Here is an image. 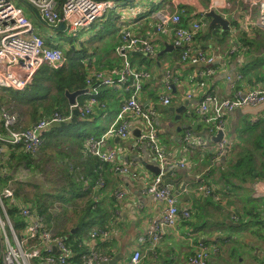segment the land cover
<instances>
[{
  "label": "crops",
  "instance_id": "obj_1",
  "mask_svg": "<svg viewBox=\"0 0 264 264\" xmlns=\"http://www.w3.org/2000/svg\"><path fill=\"white\" fill-rule=\"evenodd\" d=\"M137 1L135 6L122 5L116 10L115 17L118 28L116 34L108 32L99 35V31H96L87 32L83 36V39L79 41L83 44L81 48L89 52L87 59L83 60L85 61L84 65L88 74L98 71L109 72L112 70L113 72L115 70L120 62V58L115 53V47L119 42L120 27H132L136 35L142 39L150 40L155 45L154 53L146 55V57L139 52L132 53L131 59L137 66L151 74L150 78L144 80L140 99L146 107H154L158 112L159 139L166 149V161L171 164V169H174L173 174L168 179L178 182L171 187L174 192L180 191V194L177 195L178 207L191 209L194 198L200 195L199 188L203 184L201 176L207 180L206 175L211 171L205 172L212 163L217 143L211 140V136L214 135L209 134L210 139L207 138L204 144L193 146L192 143L184 142V135L189 130L195 136H205V131L202 132L201 127H199L202 126V123L198 118V109L206 91L231 97L238 89L250 91L256 88H264V37L259 40L261 45L256 43L258 41L256 36L259 37L258 29L248 18L250 0H222L221 2L220 0ZM152 2H156L160 8L166 7L171 12H179L181 16L183 15L182 24L184 25H189L193 20L206 17L205 13L210 10L220 12L228 20L227 29L216 24L213 29L209 28L199 32L192 44L198 50L215 56L214 74L204 78L206 80L205 86L200 85L203 80L200 77V71L205 66H195L181 60L182 49L174 46L173 33L171 31L168 33L157 31L154 21L149 18L150 15L137 18L149 10L147 6ZM208 19L210 22V18ZM131 20L136 21L128 24ZM92 38L94 40L86 44ZM234 46L238 47L235 51H233ZM244 66H251L246 74L242 71ZM237 74H241L242 78L232 80ZM168 75H171L172 83L175 85L171 89L167 87ZM107 91L109 92L103 93L101 102L98 100L99 104L92 111L94 123L91 125L90 134L96 137L107 132L117 118L120 105L119 100H116L115 97L122 96L120 103H123L124 99L128 97V92L120 88ZM88 94L90 95V92L83 94L82 105L86 104L90 98L87 96ZM165 95L170 97V104L168 105L161 100L162 96ZM186 100L189 102L188 105H185ZM105 102L113 109L110 114H103ZM184 105L186 107L181 112V118L174 119L177 113L170 111L168 107ZM194 114L197 115L196 118L193 117ZM224 118L229 142L226 154L219 163L215 164L216 170H219L220 167L224 168L230 161L235 160L245 148L250 147V145H245L241 149L247 136L246 133L242 132V129L247 126L246 123L248 122L257 123L260 120L264 122V109L252 106L238 108L226 112ZM261 126L259 125L257 132L261 133L264 128ZM129 128L130 137L127 139L120 138L118 135L107 138L104 148L115 150L118 153V158L115 162L101 163L94 168V172L98 170L100 175L104 177L106 185L103 189H98L95 185L92 187L93 191L98 194L100 203L114 212V224L109 228L107 237L100 236L89 240L91 248L99 252H103L101 250L104 248V251H108L105 253L111 259L119 256L116 264H126L133 252L142 247L139 237L153 234L154 224L161 217L165 208L164 202L155 200L145 192V181L151 180L155 176V173L147 165H158L156 154L146 143L135 144L138 135L145 130V127L139 118L132 117L129 121ZM58 147L61 148L58 150L60 156L57 160L78 165L80 171L77 170L78 173L89 175L90 162L94 159L93 157L87 158L89 153L83 152V148L79 149V146L73 142L55 148ZM4 149L8 151L7 146H4ZM233 152H237L234 157H232ZM262 161H264V157H262ZM122 165L128 166L130 171H138L139 176L134 177L130 173H123L116 169L117 166ZM218 176L219 173L215 172L212 185L215 186L219 196L211 198L214 202H219L224 208L225 216L229 215L227 225L223 227L212 225L210 220L207 223L206 221L200 223V229L195 231L189 223L193 217L188 220H181L176 229L165 230L159 241L156 255L151 252L146 253L141 264H188V258L193 253L190 244L184 239L188 233L206 245L218 248V251L212 254L210 264L219 263L227 254L231 260L232 257L236 259L242 257L240 261H243L247 255L249 257L247 259H250L253 264H264V244L262 243L264 238H260L251 232L256 226L253 224L241 225L236 222L235 216L231 214L235 211V207L248 206L249 200H264L263 197L255 195V187L263 190L264 181L256 179L258 181L250 182L245 189L235 187L230 192L224 188L223 182L216 181ZM183 183H187V186L182 190ZM117 191H122L124 196L118 199L115 194ZM234 203H236L235 206ZM255 204L263 207L264 212V204ZM209 209L211 211L206 213L211 216L213 212L217 213L212 205ZM95 228L96 226L89 228L87 234L89 235ZM103 241L109 242V246L102 245V248L100 244ZM254 251H260L263 255L259 256L253 253L254 257H251Z\"/></svg>",
  "mask_w": 264,
  "mask_h": 264
},
{
  "label": "built area",
  "instance_id": "obj_2",
  "mask_svg": "<svg viewBox=\"0 0 264 264\" xmlns=\"http://www.w3.org/2000/svg\"><path fill=\"white\" fill-rule=\"evenodd\" d=\"M39 14L41 19L50 26H58L61 22L65 29L70 32L86 29L93 20L104 15L109 9H114L117 2L114 0H25ZM222 0H220L221 2ZM155 23L159 32L173 33L174 46L181 48V60L193 64H205L200 71L203 80L201 86L206 85L204 78L214 74L215 56L208 55L203 50H198L192 44L196 35L210 28L209 19L199 18L193 20L189 25L182 24V16L179 12H171L166 7L152 12L149 16ZM249 21L257 28L264 30V0H250ZM238 47L234 46L233 51ZM137 51L143 55L154 53L155 45L148 39H142L133 31L132 27H121L119 42L115 47V53L120 58V66L116 71L117 76L105 75L96 72L87 77V85L91 87L92 95L98 94V88L93 87L95 80L100 84L120 88L128 92L114 124L110 129L99 137L88 136L85 140L87 151L97 156L103 162H115L118 153L112 149L104 148L109 136L118 135L127 139L130 133L129 121L132 117L139 118L145 130L138 136L136 143H146L156 154L161 174L171 169V164L166 161V149L159 139L156 125L157 110L154 107H146L140 99L144 80L151 74L138 67L131 59L132 52ZM64 52L61 48L50 46L43 36L38 34L33 24L23 10L16 6L11 0H0V87L15 90H23L32 81L35 73L44 64L52 67H60L65 63ZM167 87L171 89V75H168ZM237 74L232 80L241 79ZM191 94L189 95V97ZM166 105L170 104V97L165 95L161 98ZM96 96L88 99L84 105H70L77 109L82 116L91 113L98 105ZM252 106L264 109V88H256L250 91L236 90L233 96L226 97L206 91L199 104L198 118L202 124H206L205 136H195L191 131L184 135V142L192 143L193 146L204 144L210 135L217 133L219 129L224 131V136L216 144L211 165L205 172L211 170L212 166L219 163L226 154L229 142L226 130L225 114L228 111ZM73 114L63 116L56 112L48 119L40 120L27 129L16 128L20 116L15 112L2 109V126L4 132H0V140L10 144L23 146L25 150L34 154L40 150L43 143L42 134L54 124H60L70 120ZM210 134V135H209ZM3 150V149H1ZM183 165V164H182ZM117 170L130 173L134 177L139 176L138 171H130L126 165L117 166ZM161 174L155 175L151 180L145 181V192L155 200L164 202L165 208L161 217L154 224L153 234L141 235L139 242L141 248L136 249L126 264H141L146 253L156 255L160 239L166 229H176L181 220L191 217L190 208L178 207V198L174 190ZM199 178V177H198ZM254 188V186H253ZM199 194L217 198L212 185L202 184ZM255 195L264 198V189L255 187ZM116 196L122 198V191H117ZM18 206L24 218V225L16 228L9 216L8 208L11 204ZM92 237L108 236L109 232L96 228L92 230ZM190 247L192 255L188 258V264H210L211 256L218 248L210 247L198 240L192 234L184 236ZM87 251L82 254L83 264H102L111 259L107 254L91 248V243L84 240ZM54 248L59 252H55ZM74 255L63 236L58 234L54 228H50L43 215L30 206L19 203L15 196V186L9 182L0 188V264H35L39 259L42 264H70L69 260Z\"/></svg>",
  "mask_w": 264,
  "mask_h": 264
},
{
  "label": "trees",
  "instance_id": "obj_3",
  "mask_svg": "<svg viewBox=\"0 0 264 264\" xmlns=\"http://www.w3.org/2000/svg\"><path fill=\"white\" fill-rule=\"evenodd\" d=\"M152 12L153 11H151V13ZM149 15L137 16V18L143 16L148 17ZM203 18L206 17L204 16ZM210 28L213 29L215 26H211ZM120 30L121 27L119 32ZM46 43L49 44L48 41H46ZM55 47L61 48V45ZM78 49L81 50L80 48L71 46L68 50L63 51L64 56L67 60H70L72 59L71 53L78 51ZM82 50L85 49L82 48ZM67 60L60 67H52L48 64L41 66L35 73L32 81L23 90L0 87L1 104L15 103V105L27 108V110L21 114L23 118L20 117L21 119L16 126L17 129H27L40 120L50 118L56 112L63 116L73 114L74 109L70 107L65 94L66 90L75 91L78 89H84L88 86L86 82L87 77L94 73L88 74L87 68L84 65L85 61H77V64L69 66ZM119 66L120 62L117 64L113 72L111 70L109 72L102 71L101 73L110 75V72H112V75L110 76L116 77V71H118L117 69ZM249 67L251 66L242 67L244 74L249 71ZM93 87L98 88V94L92 95L93 93L90 92V95L88 94L87 96H96L99 101L101 100L103 93L109 92L107 90L114 91V89H116V87L113 86L109 87L100 84L99 79L95 80V85ZM82 97L83 95L78 98L79 105L83 104ZM120 97L115 98L116 100H119L118 103L121 109L122 103H120V100L122 98ZM104 105L105 110L103 111V114H110L113 109H111L107 102H105ZM194 116L195 118L197 117L196 114H194L193 117ZM72 117L70 120L63 122L64 124L60 123V126L53 125L50 129L45 130L42 134L43 143L40 149L46 151L51 147H57L68 142H73L79 146V149L83 148V152L86 151L89 153L85 146V140L88 136L92 135L90 134V130L92 123H94V114L91 112L88 115L82 116L81 113L78 112V117L75 121H73ZM246 125L247 126L242 129V132L247 134L244 144L250 145V147L245 148L235 160L230 161V163L224 166V168L220 167L219 170H216L215 168L217 166H212L213 168H211V171L209 170L210 172L206 175V177H208L207 180L204 179V176H201L203 185H212V178L215 176V172L219 173L216 181L223 182L224 188L228 189L230 192L235 187L245 189L250 182L254 183L260 179L264 181V161L260 162L261 158L264 157V128L261 130V133L257 132L259 125L264 126V122L263 120H260L257 123L248 122ZM199 127H201L202 132L207 129L206 124H202V126ZM1 128L0 132H4V127L2 126ZM129 137L130 133L128 135V138ZM4 146L8 147V151L4 149ZM0 151V166L2 167H0V188L6 186L10 182V179L14 177L13 170L10 171V169H16L17 166L31 168L39 165V161L35 154L32 151L25 150L23 146L10 144L4 140H0ZM88 155L87 158H94L90 162L91 170L89 175L87 176L78 173V165L67 163L63 168H59L61 171L58 172V182L54 181L52 185L49 184V188H53L56 192H51L39 185L33 186L34 191L32 193L26 191L25 187L21 186V183L17 188L15 187V196L20 204L30 206L33 209L35 208L40 215L45 217L50 228L56 226L59 229L57 231L58 234L65 238L67 245L74 253L69 260L70 264H83L81 256L87 251L86 246L84 245V240L89 241L90 239L92 240L100 237H92L90 235L91 233L88 235L87 231L89 228L96 226V230L101 229L109 232V228L114 224V212L100 203L99 198L97 197L98 194L92 189L94 185L98 189H103L106 185L104 177L100 175L98 170L94 172V168L98 167L101 163L109 162H103L91 153ZM6 165L9 168H5ZM64 168L65 170H63ZM212 186L218 197L219 194L216 192L215 186ZM211 197L212 196L206 197L203 194H200L199 197L194 198L192 202L190 210L192 212L191 217H193V220L189 223L195 231L200 229V223H204L205 221L207 223L210 220L212 225H219L221 227L227 225L229 215L225 216L224 208L219 202H214L212 199L213 197ZM55 200H59L63 203L65 209L69 206L71 207L73 214L70 216L69 220L75 221L71 227L69 226L68 228H65V226L60 223V216L58 217V213L53 210ZM257 201H255V199L249 200L250 204L248 206L242 208L235 207L233 213L236 222L247 226L253 224L256 228L252 229L251 232L260 238H264L263 207L255 204H264V200ZM211 205L217 211V213L213 212L212 216L206 213L211 211L209 209ZM228 205L232 206L231 204ZM8 213L17 229L20 228L22 224L24 225V218L17 205L12 203L8 208ZM74 228H76V230L72 232ZM195 231L193 232L196 233ZM100 245L107 247L109 246V242L103 241ZM101 251H103L101 252L103 254H106L105 252L108 253V251H104V248ZM35 264H42V262L39 259H36Z\"/></svg>",
  "mask_w": 264,
  "mask_h": 264
},
{
  "label": "rangeland",
  "instance_id": "obj_4",
  "mask_svg": "<svg viewBox=\"0 0 264 264\" xmlns=\"http://www.w3.org/2000/svg\"><path fill=\"white\" fill-rule=\"evenodd\" d=\"M16 6L20 7L23 12L27 15V17L30 19L31 23L34 26L35 31L43 36L46 41L49 42L50 46H59L61 45V48L63 51L68 50L71 46H75L77 48H80L81 50L75 51L71 53L72 59L67 60V64L70 66L77 64V61L80 62L89 56V52L87 50H82L81 47H83V44H81L79 41L83 39V36L87 32H96L99 31V35L110 32L111 34H116L118 31L117 28V22L115 17L116 10L121 7L122 5H132L135 6L137 4V0H131L129 2H121L116 3L117 6L114 9H109L106 15H102L101 17L96 18L92 21L89 28L81 29L76 32H70L67 29L59 31L53 28V26H48L42 19L39 18L37 13L34 11L32 6L26 2L25 0H11ZM195 0H189V2H193ZM146 12H144V15H149L151 11L155 12L158 11L160 8L159 5L156 2H152L149 6H147ZM136 20H131L128 24H132ZM258 29L259 37L256 36V43L260 44L259 40L264 37V30ZM94 39H90L86 42L88 44L89 42H92ZM261 45V44H260ZM257 48L256 46H254ZM253 47V48H254ZM66 58V57H65ZM65 60V62H66ZM6 103V102H5ZM6 109L10 112H15L21 116L22 113H24L25 110H27L26 107L15 105V103L11 104H1L0 103V131L2 127V109ZM158 113V112H157ZM20 118V119H21ZM159 116H157L158 121ZM174 119H176V115L174 116ZM157 125V122H156ZM158 128V125H157ZM159 131V128H158ZM246 144L242 146L241 149L244 148ZM51 147L44 151L43 149H40L37 153H35V156L37 157L38 166L37 167H25V166H17L16 169H10L14 173V177L10 179L11 184H13L16 188L21 183V186H24L26 191L33 192L34 191V185L42 186L46 189H48L51 192H56L53 188H49V184L52 185L54 181L58 182V172L61 170L59 168H63L67 163L61 162L57 160V158L60 156V153L58 150L61 147L55 148ZM240 149V147H239ZM240 149V150H241ZM1 152V151H0ZM5 152V151H2ZM238 152V151H237ZM237 152L232 153V157L236 155ZM262 161V158L260 162ZM1 167V166H0ZM2 168V167H1ZM5 168H9L7 165ZM65 170V168L63 169ZM60 185V183H59ZM228 204V203H227ZM234 206L236 203L233 204ZM53 210L58 213V217L60 216V223L65 226V228L71 227L75 221L69 220L70 216L73 214L71 207L69 206L67 209H65L64 204L61 203L59 200H55ZM234 215V213H231ZM230 214V216H231ZM54 229L58 231L59 229L55 226ZM264 244V242H262ZM264 250V245H263ZM253 253L262 256L263 253L260 251H254L252 252L251 257L253 256ZM245 255V254H244ZM247 258H249L247 255H245ZM254 257V256H253ZM244 259L243 261H240L242 257H238V259L232 257V260L230 256H224L223 259L220 260L217 264H253L250 259ZM256 260V258H254ZM251 262V263H250Z\"/></svg>",
  "mask_w": 264,
  "mask_h": 264
},
{
  "label": "water",
  "instance_id": "obj_5",
  "mask_svg": "<svg viewBox=\"0 0 264 264\" xmlns=\"http://www.w3.org/2000/svg\"><path fill=\"white\" fill-rule=\"evenodd\" d=\"M114 1H116V2H129L131 0H114ZM205 15H206V17L210 18V26H214L216 24H220V25L223 26L224 29L228 28L229 22L220 12H217L216 10H210V11L206 12ZM48 26H50V25H48ZM53 28L56 29V30L62 31V30H65V24L63 22H61L58 26H56V27L53 26ZM132 53L135 54V53H138V52L134 51ZM192 65L203 66V67L205 66V64H203V63H200V64H193L192 63ZM170 81H171V86L175 87V85L172 83L173 82V78L172 77L170 78ZM90 91H91V87L90 86H86L84 89H78V90H75V91L66 90L65 94H66V97L68 99L69 104L70 105H76L78 103V97L83 95V94L89 93ZM188 103H189L188 100H186L185 101V105H188ZM185 105L181 106V107H168V109L170 111H172V112L177 113L176 119H178V118H181V112L185 109V107H186ZM77 117H78V110L75 108L73 110V117H72L73 121H75L77 119ZM60 125L61 124H54V126H60ZM140 134L138 136H140ZM223 136H224V131L219 129L217 131V133L214 134V136H211V140H213L214 142L218 143ZM147 167L153 173H155V175L161 174V169H160L159 165H157V164H153V165L149 164V165H147ZM173 172H174V169H169L166 172L161 174L162 178L165 179L166 184H168L170 186H174L175 184L178 183L175 180L168 179V177L170 175H172ZM186 186H187V183H183L181 189L183 190ZM174 194L175 195H179L180 191H176V192H174ZM75 230H76V228H74V230H72V232H74ZM54 251L55 252H59L58 250H56V248H54ZM118 258H119V256L114 258V259H110L107 262H103L102 264H116L118 262Z\"/></svg>",
  "mask_w": 264,
  "mask_h": 264
}]
</instances>
